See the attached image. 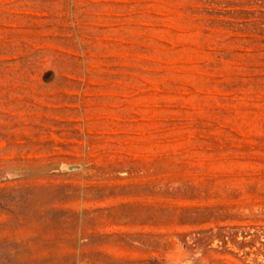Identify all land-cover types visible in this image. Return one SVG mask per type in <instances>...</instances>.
<instances>
[{
  "label": "rangeland",
  "instance_id": "1",
  "mask_svg": "<svg viewBox=\"0 0 264 264\" xmlns=\"http://www.w3.org/2000/svg\"><path fill=\"white\" fill-rule=\"evenodd\" d=\"M0 264H264V0H0Z\"/></svg>",
  "mask_w": 264,
  "mask_h": 264
}]
</instances>
